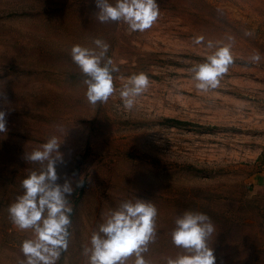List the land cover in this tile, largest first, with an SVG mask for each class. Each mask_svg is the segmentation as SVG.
Segmentation results:
<instances>
[{
  "label": "rangeland",
  "instance_id": "obj_1",
  "mask_svg": "<svg viewBox=\"0 0 264 264\" xmlns=\"http://www.w3.org/2000/svg\"><path fill=\"white\" fill-rule=\"evenodd\" d=\"M114 4L115 0H109ZM144 31L101 23L95 0H0V264H23L19 229L8 208L41 165L23 159L55 136L59 182L72 180L67 250L56 264H89L84 249L121 202L155 204L156 237L144 258L167 264L185 211L208 215L216 264H264V0H157ZM251 33V35H246ZM202 37L201 43L196 39ZM110 47L113 95L92 105L73 45ZM217 46L233 63L217 88L201 91L190 69ZM259 53L257 62L251 57ZM149 87L126 109L120 92L133 74ZM83 183V187H77ZM135 256L127 264H134Z\"/></svg>",
  "mask_w": 264,
  "mask_h": 264
},
{
  "label": "clouds",
  "instance_id": "obj_2",
  "mask_svg": "<svg viewBox=\"0 0 264 264\" xmlns=\"http://www.w3.org/2000/svg\"><path fill=\"white\" fill-rule=\"evenodd\" d=\"M98 11L96 18L101 23L123 22L131 31L144 32L150 29L159 18L160 7L157 0H95ZM251 35V33H246ZM202 37L196 39L201 43ZM95 47L75 44L70 50L72 61L85 75L86 98L92 105L106 103L113 95V73L119 69L113 66L111 58H106L110 45L101 40L93 41ZM207 47L214 48L209 42ZM261 59L259 53L251 57ZM233 63L231 45L217 46L202 63L190 69L197 81L196 87L209 91L219 86L221 78ZM149 77L141 72L128 78L120 92L123 106L131 109L135 98L149 87ZM0 97L6 94L0 92ZM6 112L0 110V133H6ZM61 143L55 136L31 153H24L23 159L39 163V171L32 170L23 179V194L16 198L9 208L13 224L21 230L32 229L35 238L25 239L21 251L25 256L23 264H56L61 250H67L71 213L68 197L73 193L72 180L64 179L60 183L57 165L62 162L59 151ZM83 187V183L77 185ZM158 210L151 201L136 198L120 203L99 225L90 239V247L84 249L89 264H127L135 256L134 264H150L144 258L148 245L156 237V218ZM176 227L171 233L172 242L184 250L175 258H168L167 264H216L214 249L208 240L215 232L211 218L200 212L185 211L175 221Z\"/></svg>",
  "mask_w": 264,
  "mask_h": 264
}]
</instances>
